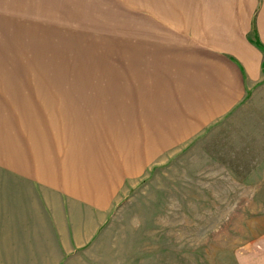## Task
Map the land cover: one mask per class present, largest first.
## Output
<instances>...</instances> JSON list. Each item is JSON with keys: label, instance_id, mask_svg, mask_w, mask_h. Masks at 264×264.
Segmentation results:
<instances>
[{"label": "rangeland", "instance_id": "374dc122", "mask_svg": "<svg viewBox=\"0 0 264 264\" xmlns=\"http://www.w3.org/2000/svg\"><path fill=\"white\" fill-rule=\"evenodd\" d=\"M76 9L77 28L63 30L62 47L47 53L68 69L43 73L77 85V108L61 111L78 117L59 119L64 184L35 190L45 196V230H29L24 264H264V76L197 132L144 141L133 124L134 47L150 45L152 31L180 29L182 18L199 14V0H76ZM45 34L61 42L58 30ZM119 90L124 118L115 117ZM108 172L101 202L93 195L105 181L96 179Z\"/></svg>", "mask_w": 264, "mask_h": 264}, {"label": "crops", "instance_id": "0c3cea01", "mask_svg": "<svg viewBox=\"0 0 264 264\" xmlns=\"http://www.w3.org/2000/svg\"><path fill=\"white\" fill-rule=\"evenodd\" d=\"M199 3V14L182 18L180 29L152 31L150 45L142 51L134 47L133 124L139 139L153 143L162 136L159 140L171 142L197 132L240 103L264 76V0ZM76 13V0H0V103L9 108L0 110V264L12 258L24 264L29 258V230H45L40 211L45 196L35 190L39 183L48 181L53 188L63 183L57 175L63 148L59 119L78 117L75 110L61 111L77 108L71 105L77 102L72 89L77 85L61 74L46 78L43 72L68 69L62 62H47V53L62 47L63 30L71 34L72 24L77 28ZM50 30L60 32L59 44L46 38ZM142 85L144 101L138 97ZM119 93L121 114L116 110L115 117L124 118L127 98L124 90ZM88 100L100 99L89 95ZM48 118L55 119L52 126ZM107 176L96 179L105 181L93 195L101 202L111 189L106 181L113 175Z\"/></svg>", "mask_w": 264, "mask_h": 264}, {"label": "trees", "instance_id": "16d2710c", "mask_svg": "<svg viewBox=\"0 0 264 264\" xmlns=\"http://www.w3.org/2000/svg\"><path fill=\"white\" fill-rule=\"evenodd\" d=\"M255 44L258 46V47H263L258 41H255ZM264 48V47H263Z\"/></svg>", "mask_w": 264, "mask_h": 264}]
</instances>
